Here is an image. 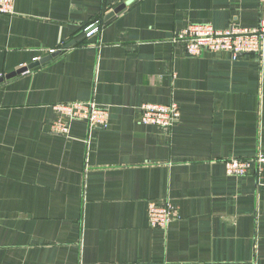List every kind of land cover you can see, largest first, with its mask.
Segmentation results:
<instances>
[{
    "label": "crops",
    "instance_id": "obj_1",
    "mask_svg": "<svg viewBox=\"0 0 264 264\" xmlns=\"http://www.w3.org/2000/svg\"><path fill=\"white\" fill-rule=\"evenodd\" d=\"M191 22L258 27L264 0H15L0 13V77L81 37L0 83V264H264V185L225 166L264 154V41L260 55H188L173 39ZM91 100L106 127L51 131L55 103ZM172 102L169 129L141 122L145 103ZM166 199L178 217L153 228L148 203Z\"/></svg>",
    "mask_w": 264,
    "mask_h": 264
},
{
    "label": "built area",
    "instance_id": "obj_2",
    "mask_svg": "<svg viewBox=\"0 0 264 264\" xmlns=\"http://www.w3.org/2000/svg\"><path fill=\"white\" fill-rule=\"evenodd\" d=\"M15 0H0V13H14ZM264 41V22L258 27L231 25L217 29L211 23L191 22L174 36L173 42L182 44L188 55L199 56L205 51H228L236 58L242 53L260 55ZM56 118L51 131L63 136L70 134L73 120H85L90 126L106 127L109 124V111L94 101L59 102L53 105ZM141 122L162 128L172 127L180 117L178 103H145L142 106ZM229 175L244 176L252 171L264 185V154L258 153L248 159L231 158L225 161ZM178 217V208L171 200H151L148 203L149 225L166 229Z\"/></svg>",
    "mask_w": 264,
    "mask_h": 264
},
{
    "label": "water",
    "instance_id": "obj_3",
    "mask_svg": "<svg viewBox=\"0 0 264 264\" xmlns=\"http://www.w3.org/2000/svg\"><path fill=\"white\" fill-rule=\"evenodd\" d=\"M128 4V2L122 3L121 5H119L118 7H116L113 11H111L109 13V15H107L106 19L114 16L115 14L119 13L120 11H122L126 5ZM98 25H91L87 31L85 32H91L93 31L95 28H97ZM83 37V36H82ZM81 37H77L75 39H73L72 41H70L69 43H67L66 45H64L61 49L52 51L50 54L42 57L41 59L34 61L33 63L29 64L28 66H24L20 69H18L17 71H14L8 75H6V77H0V83L4 81L5 78L10 79L13 78L14 76L21 74V73H25L27 71H30V69H33L35 67H37L38 65L42 64V63H46L47 61L51 60L53 57H55L56 55H58L59 53H61L63 51V49L69 48L71 46H73Z\"/></svg>",
    "mask_w": 264,
    "mask_h": 264
}]
</instances>
